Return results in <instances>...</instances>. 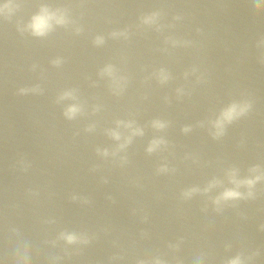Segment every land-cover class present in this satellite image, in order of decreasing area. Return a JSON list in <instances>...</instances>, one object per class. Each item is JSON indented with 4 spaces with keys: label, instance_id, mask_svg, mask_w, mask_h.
<instances>
[{
    "label": "clouds",
    "instance_id": "1",
    "mask_svg": "<svg viewBox=\"0 0 264 264\" xmlns=\"http://www.w3.org/2000/svg\"><path fill=\"white\" fill-rule=\"evenodd\" d=\"M7 7V5L5 6ZM152 18H146L145 23L151 22ZM68 23V20L63 12H60L59 10L53 11L50 10L47 6H42L40 8V11L35 14L30 23L28 24V29L31 31V34L37 37H44L46 36L54 27V25H65ZM96 44H102L103 38L97 37L95 40ZM61 61L55 60L53 63L55 65H59ZM114 72V69L111 65L106 66L101 71V75H109L112 76ZM162 79H167L166 76H162ZM23 91V90H22ZM73 94L71 92H66L63 94L61 99H64L66 97H71ZM248 105H238V104H232L227 109H225L221 116L213 122V127L215 128V131L212 133L213 138H219L224 133L225 124L231 123L234 119H237L239 116L244 115L246 111L248 110ZM81 111L80 107L76 104H73L69 106L65 110V116L68 119H73L77 113ZM121 121H117V125L119 126ZM126 127L132 129V135H142L143 130L140 128H133L132 123L129 122L125 125ZM153 127L156 128H163L165 127V124L160 121H154ZM190 127H185L183 129L184 132L190 131ZM110 135L113 137V139L120 140L121 136L120 133L116 130L111 131ZM127 142H130V137ZM161 143H163L162 140H153L151 144L149 145L147 151L149 153L153 152ZM125 145H120L121 148H123ZM105 155H107V152L105 150ZM251 173H254V175H251L244 179H237V172L235 169L231 170L229 173L230 177V183L234 185L232 188H226L214 201L217 205L221 203V201H228V200H236V199H242V198H251L254 196V193L252 189L255 187V185L261 181H264V172H261L258 166L253 167L250 169ZM217 182H213L209 185V188L214 187ZM245 186L248 188L247 194L242 193L239 191V189ZM208 189H205L207 191ZM198 191V189H190L187 192L184 193V195L191 196L194 192ZM64 238L69 242L73 243L76 241L77 237L74 234H67L64 236ZM229 264H241V260L239 257H236L229 261Z\"/></svg>",
    "mask_w": 264,
    "mask_h": 264
}]
</instances>
